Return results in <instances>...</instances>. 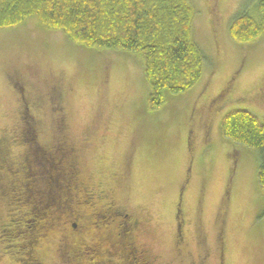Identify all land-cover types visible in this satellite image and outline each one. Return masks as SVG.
I'll return each instance as SVG.
<instances>
[{
	"label": "rangeland",
	"instance_id": "rangeland-1",
	"mask_svg": "<svg viewBox=\"0 0 264 264\" xmlns=\"http://www.w3.org/2000/svg\"><path fill=\"white\" fill-rule=\"evenodd\" d=\"M190 1L196 9L192 38L204 52L202 74L187 90L167 94L155 110L148 107L140 52L73 43L35 16L1 27L0 134L15 136L26 98L31 107L25 115L36 119L46 138L60 123L56 101L93 180L104 176L106 183L110 173L122 174L118 203L142 219L141 239L157 255V264L198 261L201 255L203 264H264L259 157L220 131L226 112L237 108L264 119V35L243 43L229 34L236 14L247 11L257 20L262 14L253 0ZM183 66L193 74L191 61ZM83 136L87 145L79 143ZM2 202L0 217L5 212L6 220L9 211ZM31 236L0 238L11 246ZM59 238L54 234L51 243L38 247L43 264H66ZM0 259V264H22L4 252Z\"/></svg>",
	"mask_w": 264,
	"mask_h": 264
},
{
	"label": "trees",
	"instance_id": "trees-1",
	"mask_svg": "<svg viewBox=\"0 0 264 264\" xmlns=\"http://www.w3.org/2000/svg\"><path fill=\"white\" fill-rule=\"evenodd\" d=\"M253 1L262 14V18L257 20L247 11L236 14L229 24V34L233 40L245 43L264 35V0ZM195 14L196 9L190 0H0V28L12 27L27 17L35 16L41 26L60 31L73 43L95 50L114 48L140 52L143 59L142 73L148 85V107L151 110L159 109L165 102L167 94H180L181 91L190 88L192 82L202 74L204 52L199 49L195 39L192 38V23ZM189 61H191L193 71L191 75H188V72L186 74L183 66ZM54 104V111L59 116L60 123L54 124V130L45 137L49 144L48 149H62L63 145L59 146L60 143L58 144L55 141L57 139L54 138H57L58 133H68L65 110L56 101ZM19 116L20 126L15 136L0 134V144L4 146L8 143L10 146L9 162L12 164L24 159L22 160L24 167H27V171L28 166L32 168V177L36 180H41L42 175L50 176L48 174L50 172L54 175L57 172L60 179L58 182L52 181L49 185L44 182V187L27 184L29 187L26 191L34 195L31 197L16 196L15 199H11L14 206L22 207L23 210L18 213L11 203L10 212H13L14 217L11 216L12 219L8 221L9 226L0 231V237L8 234H15L19 239L27 234L32 236L19 244H11V246L2 245L0 238V254L1 252L10 256L12 254L14 261L22 262V264H27V262L35 264L40 257L36 254L37 247L46 241L51 243L55 234L60 235L57 243H59L58 246L63 256L62 263L157 264V255L152 250L150 257L147 256L144 261L136 251L137 241L138 243L146 242L141 239L146 233V228L141 218L118 203L116 188L124 180L120 171L110 173L106 183L103 181L104 176L101 179H95L94 182L99 185L94 186L96 188H89L86 186V181L93 175L85 165L83 169H80L77 161L75 163L73 161L66 166L71 177L65 179L61 169L55 166L56 162L64 159L65 154L69 153L66 149H62L56 151L55 160L49 159V156L44 157L52 164L47 169V174L45 172L42 174V169L38 168V164L28 161L22 154L25 149L17 144L20 137L26 138L31 133H35L34 129L40 131V124L32 118L29 112L22 119L20 114ZM61 119L65 121L64 124ZM35 125L38 127L34 128ZM220 126L221 135L226 140L250 147L257 152L259 157L257 179L264 195V119L249 110L237 108L226 112ZM79 143L85 145L89 143V140L83 136ZM17 147L21 149H19L18 157L16 156ZM68 156L69 154L66 157ZM231 156H233L232 153ZM82 160L81 163H84L85 160ZM7 168L12 169L0 163V177L4 175V171L7 172ZM79 169L83 172L84 185L79 184L74 178ZM0 179H2L1 182L5 180ZM46 180L49 181V177ZM29 200H32L31 204L28 203ZM180 204L181 198L177 203L176 220L181 217ZM72 209L85 212L83 218L87 220V225H77L74 231L69 228L70 221H73L72 219L76 216V214L70 216ZM262 212L264 214V208ZM61 225L66 226L65 228L70 233L64 232ZM111 229L115 230V236L108 237L107 233L105 236L98 233L101 230L111 231ZM141 229L144 230L140 232ZM83 231L98 233V236L96 240L85 239L84 235L81 237ZM177 232L178 241L181 240L179 235L181 232ZM72 233H74L73 239L70 238ZM43 235H47L48 238L41 243L39 239ZM65 236L67 239L65 238L64 241L62 238ZM132 240L134 243L131 248L129 243ZM93 241H101L103 246L94 250L91 247L88 248L87 244L94 243ZM23 246L31 248L30 251L21 249ZM116 246L121 247V255L114 251ZM91 254L97 256L91 257ZM41 257V264H43V255ZM180 260V264L193 262L192 259L183 261L180 258ZM203 263L200 262V264Z\"/></svg>",
	"mask_w": 264,
	"mask_h": 264
},
{
	"label": "flooded vegetation",
	"instance_id": "flooded-vegetation-1",
	"mask_svg": "<svg viewBox=\"0 0 264 264\" xmlns=\"http://www.w3.org/2000/svg\"><path fill=\"white\" fill-rule=\"evenodd\" d=\"M24 102H25V108L22 109L20 108L19 112H20V115H21V119L24 118L25 116V110H27L28 108L30 109L31 107V103L29 101H27V99L25 98L24 99ZM23 106V104H22ZM61 122L62 124L65 123L64 120L61 119ZM35 123V122H34ZM34 125V124H33ZM35 127H38L37 125L34 126ZM35 133H31L30 135L26 136V138L24 137H20V141L17 142L18 145H20L21 147H23L25 150L22 151V154L27 158L28 161H33L34 163L38 164V168L42 169V174L45 172L47 174V169L51 167V164L52 162L49 161V159H56L57 157V154H56V151H60V150H67V154H65V157L69 154L68 157H64V159L62 160H59L58 162H54L56 165V167L58 169H61V172H62V175L65 179H68L70 178L71 176L69 175V171L67 170V167L66 166H69L68 164H70L71 162L74 163L77 161V164L79 165L80 169H83L84 166H83V163H81V160L83 159L82 158V154L80 153V150H79V147L76 146L77 144L76 143H72L70 141L71 137L69 136V133H58L57 134V138H54V139H57L55 141L58 142L59 146L62 144L63 148H51V149H48L47 146H49V144L47 143V139L44 138V134H40L39 131L37 129H34ZM87 138V137H86ZM85 142V141H84ZM2 145V143L0 144ZM87 145V144H85ZM9 144L8 143H5L4 146L2 145V147L0 148V163L4 165V167H7V165L12 168V169H9L7 168V172L4 171V175H2V177L0 178H4L5 180L3 182H1L2 179H0V200L3 201L2 202V206H3V203L5 206L9 207L8 209V213L6 214L8 216V219L4 220V215H5V212H4V215L2 217H0V231H3L4 228L6 226H9L10 223H8L9 220H11V215H13V212H10V205L12 203L11 199H15L16 196L20 197V196H24V195H27L25 193H27L26 191V188L29 187V185L27 184H32L33 186L36 185V186H43L44 185V182L47 183L48 185L53 181V182H58L60 177L57 175L58 173L56 172V174H52V172L48 173L50 176H47L49 177V181H47V177H44L43 175L41 176V180L38 179L36 180L35 177H32L33 176V172H31L32 168L30 166L29 167V170L27 171V167H24V164L22 163L24 159H21V160H18V162H15V163H10L9 162V159L11 158V150L9 148ZM69 149V151H68ZM39 150V151H37ZM33 152V153H32ZM63 153V152H62ZM22 154H20V156L22 157ZM32 155V156H30ZM64 155V153H63ZM45 156H49V159L47 158H44ZM20 157V158H21ZM53 163V164H54ZM85 164V162H84ZM61 165V166H60ZM65 165V166H64ZM78 170V173L74 175V178H75V181H77L79 184H82L84 185V180L82 179L83 178V172L82 170ZM54 177H53V176ZM98 186L99 184L96 182H94L93 178H87V181H86V186H89V188L93 187V188H96L94 186ZM44 187V186H43ZM30 190V189H29ZM22 202H25L26 200H21ZM14 208L17 209V212L18 213H21L20 211L23 210L22 207L18 208V206H14ZM89 209V207H88ZM87 211V210H86ZM70 216L72 215H75L76 216L72 219L73 221H70L69 223V228L71 230L74 231V229L76 230V227L77 225H80V226H83V225H87V220H85L83 217L85 216V212H80V210H70ZM144 229H141L140 232H142ZM99 235H106L107 233V236L110 237V236H115V230L114 229H111V231H107V230H101L100 232H98ZM98 233L97 234H92L91 232H86V231H83L81 234L82 236L81 237H84L85 236V239H90L92 238L93 240L97 238L98 236ZM91 234V236H90ZM84 235V236H83ZM48 237L47 235H43V237L41 239H39V241L42 243L43 240H46ZM1 241V240H0ZM94 243H88V248L91 247L92 250L94 249H99L100 247L103 246V243L101 241L99 242H95L93 241ZM133 240L129 243L130 247L132 248L133 247ZM84 243L82 242V245ZM91 244V245H90ZM38 248V247H37ZM90 248V249H91ZM88 250V249H87ZM114 251L118 252L119 255H121L122 253V249L121 247L119 246H116L114 248ZM136 251L138 252V255L144 260H146V257L150 255V248H149V245L146 244V242H142L140 241V243H138L137 241V244H136ZM2 253V252H1ZM88 253V251H87ZM36 254L38 256H40L38 258V261L35 263V264H40L41 263V255H40V252L39 250L37 249L36 250ZM150 257V256H149ZM199 262H191V264H200V262H203L204 258L201 256H199L198 258Z\"/></svg>",
	"mask_w": 264,
	"mask_h": 264
}]
</instances>
